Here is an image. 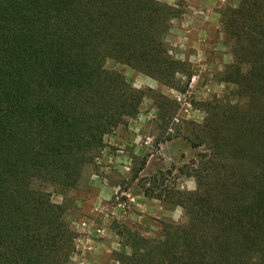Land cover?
<instances>
[{
    "label": "trees",
    "instance_id": "1",
    "mask_svg": "<svg viewBox=\"0 0 264 264\" xmlns=\"http://www.w3.org/2000/svg\"><path fill=\"white\" fill-rule=\"evenodd\" d=\"M183 5L0 0V264H64L76 236L53 194L79 184L106 136L136 119L145 99L106 62L178 91L186 77L188 86L189 64L165 42ZM223 25L245 103L206 102L202 124L158 142L182 137L202 149L189 175L199 189L160 195L186 220L160 222L151 237L115 223L131 251L117 254L119 264H264V0H240ZM155 103L157 128L168 133L177 107L162 95Z\"/></svg>",
    "mask_w": 264,
    "mask_h": 264
},
{
    "label": "rangeland",
    "instance_id": "2",
    "mask_svg": "<svg viewBox=\"0 0 264 264\" xmlns=\"http://www.w3.org/2000/svg\"><path fill=\"white\" fill-rule=\"evenodd\" d=\"M157 1L170 6H176L178 2ZM203 1L201 5L196 2L195 9L189 7L192 0H185L183 7H177L181 15L172 21L165 37L171 53L190 66L193 78L188 86L186 77H179L184 84L178 91L126 65L113 60L106 62V69L122 73L132 86L145 92V99L136 119L106 136L95 165L85 168L79 184L66 193L53 194L55 203L66 206L67 220L76 236L70 254H60L62 263L119 264L117 254L129 255L131 251L122 245L113 229L115 223L140 227L144 236L151 237L162 230L160 222L182 223L186 220L184 211L180 220L173 221L159 218L154 208L158 204L164 211L180 208L159 199L160 195L165 198L167 192L198 191V182L189 175L202 149H192L182 137L158 142L177 130L186 132V123L202 124L206 102L245 103L237 95L234 83L235 75L242 72V68L233 66V43L227 38L223 25L225 11L237 8L240 0ZM160 95L169 98L178 110L168 133L157 128L155 100ZM95 180L112 188L113 195L109 199L104 200L98 195L95 198L94 192H87L86 186H92ZM145 199L151 204H144ZM148 206L152 212L147 210ZM115 236L121 249L110 251Z\"/></svg>",
    "mask_w": 264,
    "mask_h": 264
},
{
    "label": "crops",
    "instance_id": "3",
    "mask_svg": "<svg viewBox=\"0 0 264 264\" xmlns=\"http://www.w3.org/2000/svg\"><path fill=\"white\" fill-rule=\"evenodd\" d=\"M197 2V3H196ZM201 2H204L203 0H192V2H190V8H194L195 9V5H201L200 3ZM196 3V4H195ZM93 183V184H92ZM91 185L92 186H86L87 188V192L88 193H91V192H94V197L96 198V196L98 195L99 198H103L104 200L105 199H109V197H111V195H113V192H112V188L110 186H102L100 181L98 180H95V181H92ZM90 185V183H89ZM94 185V186H93ZM89 197L92 196V195H88ZM92 196V197H93ZM85 199H88V198H85ZM96 200V199H95ZM156 203V202H155ZM144 204L146 205H150L151 202L147 199L144 200ZM155 206V204H154ZM155 211L156 213L158 214V217L159 218H164V219H171L173 221H178L181 219L182 215H183V210L180 209V208H176L172 211H164V209L162 208V206L160 204L156 205L155 206ZM149 212H152V210L149 208L148 206V209H147ZM107 241H105L106 243ZM121 249V245H120V242L117 238V236H115V239L113 240V246L111 248L110 251H118Z\"/></svg>",
    "mask_w": 264,
    "mask_h": 264
}]
</instances>
